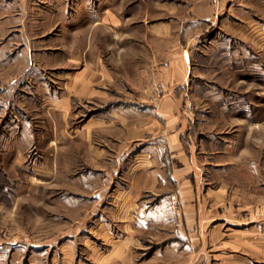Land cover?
I'll return each instance as SVG.
<instances>
[{
    "label": "rangeland",
    "instance_id": "rangeland-1",
    "mask_svg": "<svg viewBox=\"0 0 264 264\" xmlns=\"http://www.w3.org/2000/svg\"><path fill=\"white\" fill-rule=\"evenodd\" d=\"M84 70L102 96L69 95ZM170 91L188 126L184 141L230 143L232 163L215 176L225 182V203L211 207L212 220L203 207L197 228L158 204L149 214L162 213V238L150 236L141 256L179 243L202 249L184 263L220 264L232 252L253 258L257 245L256 264H264V0H0L4 264H36L32 253L39 264H96L93 249L104 244L95 219L101 214L120 233L123 213L117 218L111 206L109 182L85 191L79 179L94 182L96 146L110 156L105 135L121 139L138 118H156L154 106ZM114 104L117 128H85ZM116 180L129 182L121 173Z\"/></svg>",
    "mask_w": 264,
    "mask_h": 264
},
{
    "label": "crops",
    "instance_id": "crops-1",
    "mask_svg": "<svg viewBox=\"0 0 264 264\" xmlns=\"http://www.w3.org/2000/svg\"><path fill=\"white\" fill-rule=\"evenodd\" d=\"M108 15L112 16V14ZM102 23L103 17H100V19H94L92 24L102 25ZM84 45L87 46V44ZM77 56L80 59L81 55ZM75 77L79 79V84L78 87L69 91V95L78 94L83 97L103 95V89H95L90 76L87 79L85 70L78 71ZM178 102L171 91L164 93L154 106L157 112L156 118L137 117V123L130 126L132 128L128 130V134L121 139L117 132L105 135L110 142V156L105 152L108 147L96 146L93 158L96 170L94 182H91L92 179L84 178L83 182L79 179V188L85 191L92 188L95 191L99 188L106 190L109 182L112 191L111 206L117 208L114 209L117 210V218L120 211L123 213L120 222L124 225L120 233L114 232L112 223L101 214L95 219L97 228L94 232L104 244L93 249L92 256L96 264H208V262H193L191 259L184 263V254L198 255L202 249L199 246L195 248L178 246L179 243L171 246H157L151 250L148 257L141 256L145 249L149 248L145 241L150 236L162 238L163 226L159 224L160 219L162 223L164 222L162 213L161 216H154L152 219L149 214L158 204H169L175 221L182 227L196 226L197 228L203 207H209L205 211L206 214L211 215L207 219L212 220L216 217L212 216L211 207H222L225 203L223 197L226 189L225 182L221 178L217 180L215 176L224 174L227 165L232 163L231 151L226 149L230 143L226 140L210 138L205 142L206 146L202 139L194 142L189 138L188 142L184 141L183 135H186L188 126L177 113ZM120 108V104H114L108 109L107 118L100 116L89 118L93 119L92 124L87 119L85 128L92 126L95 133L98 128L110 129L107 132L110 133L113 126L117 125L114 112ZM85 132L84 139L87 140V135L90 133L87 129ZM119 173L128 176L129 182L126 183V187L119 186V181L116 180ZM101 177H104V182ZM92 183L95 184L94 187ZM176 207L182 209L181 212H177ZM154 220L156 229L152 232L148 231L150 222ZM212 233L215 234V229ZM174 235L175 237L171 238L177 237L176 234ZM181 237L183 238V236L178 238L182 239ZM255 238H261V235H255ZM175 241L172 243H177ZM72 251L70 249L68 253L71 254ZM38 254L32 253L36 264H39ZM250 255L253 258L236 252L228 253L225 254L224 263H221L256 264L263 256V247L254 245ZM1 260L3 261V257ZM1 262L0 264H4Z\"/></svg>",
    "mask_w": 264,
    "mask_h": 264
}]
</instances>
